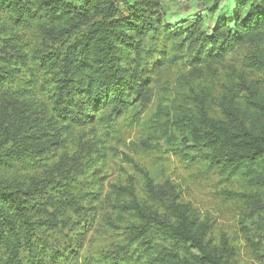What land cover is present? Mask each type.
<instances>
[{
    "label": "trees",
    "instance_id": "obj_1",
    "mask_svg": "<svg viewBox=\"0 0 264 264\" xmlns=\"http://www.w3.org/2000/svg\"><path fill=\"white\" fill-rule=\"evenodd\" d=\"M0 12L15 26L34 25L40 40L29 52L12 39L0 37V169L10 173L39 165L50 146L45 131L52 124L61 123V128L69 130L86 127L94 125L103 110L120 116L131 105L142 114L150 100L151 76L162 64H147L141 56L152 52L151 40L159 38L160 32L170 39L183 36L189 61L195 66L224 58L245 45L258 48L246 64L264 72V0H241L234 24L225 19L210 34L204 31L201 17L182 31L163 27L157 0H0ZM31 65L36 73L21 80L23 69ZM188 91L181 105L172 103L171 138L166 143L189 164L243 186L224 194L241 204L249 223L245 227L249 246L264 264L262 87L257 81L243 84L236 99L224 105L222 119L211 117L205 89ZM80 170L62 163L39 189L26 176L0 179V264L68 260L67 248L58 246L54 236H69L71 225L66 224L65 213L75 210L77 199L61 204L59 215L36 218L33 208L50 184H72ZM142 172L148 191L154 193L152 178ZM112 194L117 198L109 200L110 206L137 222L128 246L137 244L135 252L143 247L147 264H223L205 249L188 210L169 207L173 216L169 220L147 214L133 185H113ZM119 196L126 200L119 201ZM157 240L171 243L172 248L161 252Z\"/></svg>",
    "mask_w": 264,
    "mask_h": 264
},
{
    "label": "rangeland",
    "instance_id": "obj_2",
    "mask_svg": "<svg viewBox=\"0 0 264 264\" xmlns=\"http://www.w3.org/2000/svg\"><path fill=\"white\" fill-rule=\"evenodd\" d=\"M240 1L157 0V6L163 27L182 31L201 17L204 31L210 34L225 19L234 24ZM164 34L160 32L159 38L151 40L152 52L141 56L147 64L156 61L162 64L151 76L150 100L142 114H137L131 105L120 116L110 109L103 110L97 114L95 124L86 127L69 130L61 128V123L52 124L45 131L50 146L34 170L17 169L10 173L0 169V179L13 174L26 176L37 189L62 163L81 169L72 178L75 179L71 180L72 184H50L34 204L33 214L41 218L47 214L59 215L56 211L61 204L77 199L75 210L65 213L69 218L66 224L71 225L69 236H54L58 246L67 248L68 256L67 261L57 260V264H147L143 247L135 252L137 244L128 246L131 232L138 225L136 220L110 206L109 200L117 198L112 194L113 185H133L147 214L171 220L169 207L188 210L195 228L202 234L205 249L218 256L223 264H262L249 246L245 232L249 223L242 214L241 204L224 194L227 190L240 191L243 186L225 182L204 167L189 164L166 143L171 138L172 103L181 105L190 94L188 89L206 90L210 115L215 119L224 118V105L236 99L243 84L257 81L264 93V72L246 64L247 57L252 52L258 53V48L245 45L224 58L208 59L195 66L189 61L183 36L170 39ZM35 35L34 25L15 26L0 12V37L12 39L15 45H22L30 52L40 43ZM261 51L264 53V48ZM35 73L31 65L23 69L25 76L20 75L21 80L27 81ZM34 79L38 82V75ZM142 170L152 178L154 193L148 191ZM122 200H126L125 196H119V201ZM158 243L161 252L172 248L169 242L157 240ZM193 253L199 255L197 251Z\"/></svg>",
    "mask_w": 264,
    "mask_h": 264
}]
</instances>
